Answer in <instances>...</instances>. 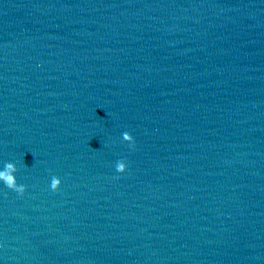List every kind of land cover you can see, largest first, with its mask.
Listing matches in <instances>:
<instances>
[{
	"label": "water",
	"instance_id": "water-1",
	"mask_svg": "<svg viewBox=\"0 0 264 264\" xmlns=\"http://www.w3.org/2000/svg\"><path fill=\"white\" fill-rule=\"evenodd\" d=\"M5 171L0 264H264V70L101 0H0Z\"/></svg>",
	"mask_w": 264,
	"mask_h": 264
},
{
	"label": "clouds",
	"instance_id": "clouds-1",
	"mask_svg": "<svg viewBox=\"0 0 264 264\" xmlns=\"http://www.w3.org/2000/svg\"><path fill=\"white\" fill-rule=\"evenodd\" d=\"M125 138L130 139V137H128L127 134H125ZM7 169L14 170L13 165H11V164L7 165ZM118 170L120 172H123L124 171V165L120 164ZM0 179L4 180L9 187H15L14 177L12 175H10L8 171L0 172ZM58 183H59V181L54 179L53 180V188H55L58 185ZM19 191L23 192V188L19 189Z\"/></svg>",
	"mask_w": 264,
	"mask_h": 264
}]
</instances>
